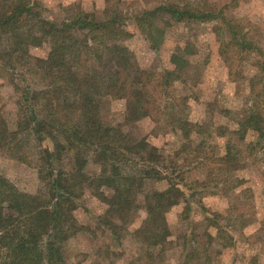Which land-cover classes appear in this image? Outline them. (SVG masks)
Here are the masks:
<instances>
[{"label":"trees","instance_id":"obj_1","mask_svg":"<svg viewBox=\"0 0 264 264\" xmlns=\"http://www.w3.org/2000/svg\"><path fill=\"white\" fill-rule=\"evenodd\" d=\"M38 4L37 0H0V38L5 35L10 40L5 48L0 42V75L6 71L12 76L20 66L37 78L23 87L15 86L20 94L15 130L7 128L0 114V151H8L36 168L39 180L37 192L30 193L0 174V264H69L65 246L82 231L75 212L84 203L86 189L106 205L105 212L97 216L98 227L111 236L117 249L121 248L148 179L166 182L168 187L146 193L147 215L132 235L148 246L162 247L171 235L166 215L180 201L178 196L185 204L183 217L191 219L192 201L202 204L195 195L203 194L211 184L216 188L226 186L229 177L242 170L247 159L262 148L264 62L258 66L260 74L248 79V100L233 130L241 140L250 132L257 134V140L242 147L230 138L222 155L204 156L209 164L206 179L186 185L183 177L177 181L179 176L162 169L159 147L146 137L133 140L122 126L108 124L103 110L110 99H124L127 124L147 117L155 122L164 120L188 142L194 135L206 134L204 124L189 119V96L181 94L176 86L192 68L197 46L191 41L178 44L170 58L173 68L148 70L140 67L123 43L131 33L122 13L106 8L104 17L99 18L79 10L57 23L44 16ZM134 19L149 48L157 53L168 29L175 22L185 21L215 22L221 52L228 59L229 52L245 59L260 51L249 40L244 26L223 9L205 11L170 2L144 10ZM44 44L50 46L47 57L31 53V48ZM225 134L220 132L221 136ZM29 137L38 142L36 155L26 149ZM208 137L195 150L188 142L181 150L188 148L196 153L195 160L200 159ZM91 163L99 165L100 170L90 173ZM126 164L131 168L126 169ZM240 182L238 178L237 186ZM205 218L207 227L216 229V235L209 234V238H225L232 244L230 229L217 221V215ZM197 251L192 249L194 261L189 255L184 264L202 259ZM152 258L151 253L147 259Z\"/></svg>","mask_w":264,"mask_h":264},{"label":"rangeland","instance_id":"obj_2","mask_svg":"<svg viewBox=\"0 0 264 264\" xmlns=\"http://www.w3.org/2000/svg\"><path fill=\"white\" fill-rule=\"evenodd\" d=\"M37 1L38 10L57 23L79 10L95 13L99 18L104 17L106 8L122 13L128 20L127 28L131 33L123 43L135 55L140 67L148 70L159 72L164 68H173L170 58L178 44L191 41L197 46L198 53L191 58L192 68L186 71L185 79L178 81L176 86L181 94L189 96V119L204 124L206 128L203 130L206 134L194 135L193 141L188 142L179 132L172 131V127L164 120L155 122L147 117L127 124L124 99H110L103 110L104 119L108 124L122 126L133 140L146 137L150 143L159 147L163 154L162 169L169 175L173 172V177L179 176L177 181L182 177L186 185L204 181L209 166L204 156L222 155L230 138L242 147H247L251 141L257 140V134L253 132L248 133L245 140H241L233 130L237 128L236 120L243 116L241 109L248 100V79L260 74L258 66L264 62V0ZM170 2L190 5L205 11L219 12L223 9L228 16L236 18L244 26L245 31L249 33V40L258 46L260 51L245 59L236 58L234 52H229L228 59L221 52V39L216 33L215 22L185 21L175 22L172 28L168 29L161 50L154 52L136 27L134 18L144 10ZM8 41L10 40L5 35L0 38L3 48L7 46ZM49 51V44L31 48V53L39 57H47ZM6 73L4 71L0 75V114L6 120L7 128L15 130L17 101L20 97L15 86L17 84L23 87L29 80L35 82L37 78L33 74H27L25 68L20 66L12 76ZM220 132L226 134L221 136ZM209 134L212 135L211 138L208 137ZM206 136V148L200 159L195 160L196 153L187 151L188 148L181 150L185 142L195 150L196 145ZM261 147L247 159L242 170L229 177L226 186L221 184L216 188L211 184L203 194L195 195L202 204L196 200L192 201L191 219L183 217L185 204L178 196L180 201L174 204L166 215L171 235L162 247L148 246L138 238L137 241L132 233L146 218V193L166 189V182H156L152 179L146 181L143 192L139 194V210L130 220L128 234L123 239V246L118 249L114 246L115 242L111 236L97 224V216L105 212L106 205L92 190L86 189L82 201L84 203L75 212L78 223L83 227L82 231L72 237L65 246L69 264H184L189 255V259L194 261V256L190 254L194 248L199 250L196 254L200 253L202 259L192 264H264V141ZM26 149L31 155H36L39 151L38 142L29 137ZM130 158L135 162L139 161L134 156ZM127 168L131 167L126 164ZM88 170L94 174L100 170V166L91 163ZM0 174L8 176L23 191L36 193L39 188L37 169L19 161L8 151H0ZM238 178L241 182L237 186ZM197 187L203 188L200 185ZM213 214L217 215V221L230 229L232 244L225 238H209V234L216 235V229L207 227L209 222L205 217ZM151 253L153 258L148 260ZM207 256L212 259L209 260Z\"/></svg>","mask_w":264,"mask_h":264}]
</instances>
